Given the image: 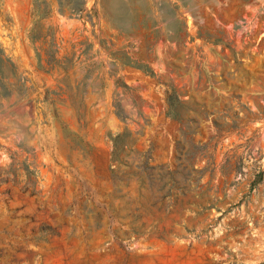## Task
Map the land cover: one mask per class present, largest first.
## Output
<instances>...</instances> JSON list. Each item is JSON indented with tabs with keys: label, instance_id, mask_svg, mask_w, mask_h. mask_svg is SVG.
<instances>
[{
	"label": "rangeland",
	"instance_id": "374dc122",
	"mask_svg": "<svg viewBox=\"0 0 264 264\" xmlns=\"http://www.w3.org/2000/svg\"><path fill=\"white\" fill-rule=\"evenodd\" d=\"M0 264H264V0H0Z\"/></svg>",
	"mask_w": 264,
	"mask_h": 264
},
{
	"label": "trees",
	"instance_id": "16d2710c",
	"mask_svg": "<svg viewBox=\"0 0 264 264\" xmlns=\"http://www.w3.org/2000/svg\"><path fill=\"white\" fill-rule=\"evenodd\" d=\"M166 109H165V115L170 116L173 118L178 124L180 129L184 127L183 120L180 116V113L178 111V107L180 106V101H178V98L174 94H169L166 96ZM119 150L114 142L113 149L111 151V162L114 163L118 159ZM110 171L113 172V168L110 166Z\"/></svg>",
	"mask_w": 264,
	"mask_h": 264
}]
</instances>
